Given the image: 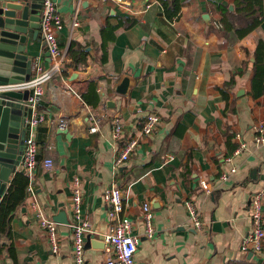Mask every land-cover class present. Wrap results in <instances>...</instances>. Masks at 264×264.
Returning <instances> with one entry per match:
<instances>
[{"label": "crops", "instance_id": "crops-1", "mask_svg": "<svg viewBox=\"0 0 264 264\" xmlns=\"http://www.w3.org/2000/svg\"><path fill=\"white\" fill-rule=\"evenodd\" d=\"M50 1L62 22L56 40L65 70L47 83L36 106L44 117L36 128L37 165L31 190L26 187L13 211L0 218V264H73L69 224L57 223L54 254L33 206L51 220L64 212L70 223L75 179L82 189L81 215L91 224L84 264L109 257L104 192L114 186L138 238L135 264H264L259 253L240 249L252 229L250 204L257 196L264 223V145L254 141V127L264 125V80L261 95L251 93L258 40L264 49V15L241 38L238 0ZM26 48L39 74L50 68L41 30ZM69 49L81 61L77 68ZM150 114L159 121L144 136ZM116 118L125 139H138L118 167ZM60 120L66 129L58 128ZM240 143L245 147L238 150ZM46 159L49 169L42 166ZM18 173L24 174L21 164L2 188L0 203ZM202 179L209 192L200 187ZM186 203L197 212L200 230L192 226ZM144 205L152 213L151 238L144 237Z\"/></svg>", "mask_w": 264, "mask_h": 264}, {"label": "built area", "instance_id": "built-area-1", "mask_svg": "<svg viewBox=\"0 0 264 264\" xmlns=\"http://www.w3.org/2000/svg\"><path fill=\"white\" fill-rule=\"evenodd\" d=\"M80 2L81 0H76ZM40 30L46 50L49 54L50 68L39 74L40 66L33 65V79L18 84H2L0 83V93L11 91H29L27 99V108L31 110L29 117L25 121V138L23 145V154L21 157V166L23 173L28 177L27 190L30 191V184L33 179V173L37 165V154L39 146L36 142V128L44 122V117L37 113L36 106L42 99L47 83L53 77L59 75L65 70L63 65V56L61 55L56 40V33L62 28L60 15L56 11V5L50 0H44L40 11ZM219 27L220 25H216ZM33 74V75H34ZM159 117L156 114H150L146 118L141 133L144 136L152 134L158 124ZM99 121L96 120L93 127L89 129L94 133L98 130ZM58 128L64 130L67 128L63 120L59 121ZM239 137V135H236ZM113 138L116 142H121V149L115 159V165L118 167L126 162L132 152L135 150L138 139L131 137L125 139L122 135V125L119 119L113 120ZM254 141L257 144L264 145V125L257 124L254 127ZM245 147L244 143H240L238 150ZM51 160L46 159L42 162L44 168H51ZM232 172L234 170H231ZM71 203L69 204L71 241H72V260L73 264H84V243L85 236L91 232V224L88 218L81 215L82 189L80 181L75 179L73 182ZM200 187L206 191H210V184L206 180H200ZM104 201L106 205V216L109 225V231L104 236V251L109 257L101 264H135L134 256L138 246V238L132 234L133 223L124 215L123 196L120 189L116 186L104 192ZM188 210L192 226L200 230L202 224L198 219L197 212L190 203L185 204ZM252 229L242 239L240 249L242 252L253 251L262 255L264 261V223L261 218V203L259 197H255L250 204ZM39 227L44 231L52 253L56 254L59 249V241L57 236V223L47 217L44 212L37 206H33ZM142 220L145 226L144 237L151 238L154 234L152 213L149 206H143Z\"/></svg>", "mask_w": 264, "mask_h": 264}, {"label": "water", "instance_id": "water-1", "mask_svg": "<svg viewBox=\"0 0 264 264\" xmlns=\"http://www.w3.org/2000/svg\"><path fill=\"white\" fill-rule=\"evenodd\" d=\"M43 2L0 0V83L18 84L31 80L33 61L29 59L26 43L27 39L35 41L38 36V13ZM127 84L126 78L117 92L124 94ZM239 93L243 94L244 90L240 89ZM28 96L27 90L0 93V193L21 162ZM53 221L69 224L64 212L59 213Z\"/></svg>", "mask_w": 264, "mask_h": 264}, {"label": "trees", "instance_id": "trees-1", "mask_svg": "<svg viewBox=\"0 0 264 264\" xmlns=\"http://www.w3.org/2000/svg\"><path fill=\"white\" fill-rule=\"evenodd\" d=\"M235 12L239 19V27H236L237 25L235 26L237 36L242 38L250 34L253 29L260 25L261 18L264 15L262 0H238ZM168 16H172V14H168ZM67 55L73 62L74 67L77 68V65L81 63V61L76 57L75 53L69 49ZM253 57L255 60L253 63L251 93L255 98L260 96L263 92L264 49L261 40L257 41V46L253 53ZM27 185V175L18 173L14 176L10 182L6 194L0 203V218L3 216V212H12L16 205L23 199Z\"/></svg>", "mask_w": 264, "mask_h": 264}]
</instances>
